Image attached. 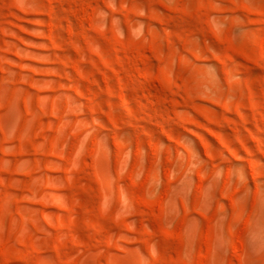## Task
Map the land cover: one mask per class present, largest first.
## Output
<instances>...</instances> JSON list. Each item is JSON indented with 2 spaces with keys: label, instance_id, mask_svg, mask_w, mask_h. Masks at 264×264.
Returning a JSON list of instances; mask_svg holds the SVG:
<instances>
[{
  "label": "rangeland",
  "instance_id": "374dc122",
  "mask_svg": "<svg viewBox=\"0 0 264 264\" xmlns=\"http://www.w3.org/2000/svg\"><path fill=\"white\" fill-rule=\"evenodd\" d=\"M0 264H264V0H0Z\"/></svg>",
  "mask_w": 264,
  "mask_h": 264
},
{
  "label": "bare ground",
  "instance_id": "6f19581e",
  "mask_svg": "<svg viewBox=\"0 0 264 264\" xmlns=\"http://www.w3.org/2000/svg\"><path fill=\"white\" fill-rule=\"evenodd\" d=\"M233 245V244H232ZM232 245H230L229 247H232ZM233 247H234V245H233Z\"/></svg>",
  "mask_w": 264,
  "mask_h": 264
}]
</instances>
